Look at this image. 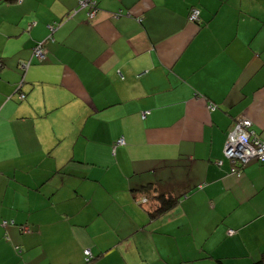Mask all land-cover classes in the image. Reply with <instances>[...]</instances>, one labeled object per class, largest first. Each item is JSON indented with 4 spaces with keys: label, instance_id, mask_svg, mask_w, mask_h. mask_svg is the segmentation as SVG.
Segmentation results:
<instances>
[{
    "label": "crops",
    "instance_id": "crops-1",
    "mask_svg": "<svg viewBox=\"0 0 264 264\" xmlns=\"http://www.w3.org/2000/svg\"><path fill=\"white\" fill-rule=\"evenodd\" d=\"M97 1L0 0V264L258 260L264 166L224 148L264 140V0ZM149 183L181 194L154 220Z\"/></svg>",
    "mask_w": 264,
    "mask_h": 264
},
{
    "label": "built area",
    "instance_id": "built-area-1",
    "mask_svg": "<svg viewBox=\"0 0 264 264\" xmlns=\"http://www.w3.org/2000/svg\"><path fill=\"white\" fill-rule=\"evenodd\" d=\"M82 9L87 11V16L90 20L94 19L99 10L97 0H78V7L74 10V13ZM191 19L194 21L199 19L198 9L194 8L192 10ZM49 28L51 32H54V26H49ZM32 56L39 60H44L47 57L45 42L37 43L33 49ZM27 66L28 64L23 65L24 68H27ZM23 97L24 95H21V98ZM211 108L214 110L217 106L214 105L211 106ZM252 126L253 123L249 119L238 121L229 132L225 144L224 154L233 162L232 172L238 175L241 173L244 166L253 159L264 165V140L258 136ZM118 143L124 144V139H120ZM143 201L146 202V199H143ZM85 254L87 256V261L92 258L91 250H86Z\"/></svg>",
    "mask_w": 264,
    "mask_h": 264
},
{
    "label": "trees",
    "instance_id": "trees-1",
    "mask_svg": "<svg viewBox=\"0 0 264 264\" xmlns=\"http://www.w3.org/2000/svg\"><path fill=\"white\" fill-rule=\"evenodd\" d=\"M97 3H98V1H97ZM21 84L22 83H20V86H19L20 89L22 87ZM21 95H24V97L21 98ZM25 97H26L25 93H23V92L19 93V99L20 100L25 99ZM139 191L146 194V197L144 198V199H146V202H152L155 204L153 206V208H151L149 211L150 218L153 220L159 218L163 214H165L168 211L175 208L181 200V194L180 193H176L175 191H170V190L161 191V190H159L158 185L155 183H149L147 185H144L141 188H139ZM146 202H144V203H146ZM2 225L3 226L15 225L20 229V231L22 233L31 232V230H28V228L24 224H18L17 225L15 222L9 223L7 221H4L2 223ZM86 258H87V256L85 254V264H90L92 258L88 261L86 260ZM220 264H223V263L220 262ZM249 264H264V252L262 253L261 257L258 260H255Z\"/></svg>",
    "mask_w": 264,
    "mask_h": 264
},
{
    "label": "rangeland",
    "instance_id": "rangeland-1",
    "mask_svg": "<svg viewBox=\"0 0 264 264\" xmlns=\"http://www.w3.org/2000/svg\"><path fill=\"white\" fill-rule=\"evenodd\" d=\"M263 165V164H262ZM264 166V165H263Z\"/></svg>",
    "mask_w": 264,
    "mask_h": 264
}]
</instances>
